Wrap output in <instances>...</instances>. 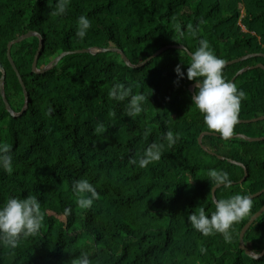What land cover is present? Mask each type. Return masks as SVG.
<instances>
[{
  "label": "trees",
  "instance_id": "1",
  "mask_svg": "<svg viewBox=\"0 0 264 264\" xmlns=\"http://www.w3.org/2000/svg\"><path fill=\"white\" fill-rule=\"evenodd\" d=\"M55 8L56 0H0V68L15 113L24 93L7 44L29 31L43 42L38 69L62 52L87 48H116L138 65L166 45L194 52L201 40L226 62L264 55V0H68L61 16ZM81 15L91 20L83 39L76 36ZM38 45L31 37L11 48L28 107L13 117L0 95V145H10L13 155L12 171L0 168V207L10 197L36 195L44 219L40 232L22 237L15 248L0 242V264H75L85 252L91 264H264V256L253 259L238 248L239 233L264 205V193L233 225L230 241L220 233L201 234L187 219L201 207L209 215L215 210L209 169L227 171L232 181L216 189V199L264 188V141L207 135L202 145L214 155L201 148V133L221 134L206 125L192 101L189 86L196 82L186 76L175 82L176 65L186 71L191 62L185 50L168 49L137 68L126 66L117 52L72 53L36 74ZM257 64L264 65L263 56L224 66L223 75L230 81ZM117 81L146 97L141 113L129 116L128 100L109 95ZM233 83L246 94L238 120L264 116V70H248ZM169 131L175 144H168ZM233 134L263 137L264 121L237 122ZM153 142L164 144L163 155L142 168L139 159ZM78 179L98 192L91 208L77 202ZM244 245L263 251L264 213L246 231Z\"/></svg>",
  "mask_w": 264,
  "mask_h": 264
},
{
  "label": "clouds",
  "instance_id": "2",
  "mask_svg": "<svg viewBox=\"0 0 264 264\" xmlns=\"http://www.w3.org/2000/svg\"><path fill=\"white\" fill-rule=\"evenodd\" d=\"M68 0H56V8L53 14L61 16L66 13ZM91 27V20L87 15L78 18L76 36L80 39L86 37ZM191 62L186 71L182 64L176 65L174 72L177 74V81L186 78L195 81L196 91L192 97L196 107L204 114L206 125L220 133L224 138H231L234 133V126L238 122L241 100L245 92L238 89L237 85L225 79L223 69L226 61L218 57L210 49L207 41L201 40L199 47L190 53ZM198 90V91H197ZM109 95L117 100H128L127 113L134 116L144 110L146 97L143 94H133L132 85L122 82H115ZM148 99V97H147ZM169 145L176 143V136L169 131L166 135ZM163 143H151L145 149L139 159L140 167H147L150 163L158 161L163 155ZM133 163L137 161L133 160ZM0 168L11 172L13 168V155L11 146L0 145ZM208 176L215 186H230L232 181L229 173L223 169H209ZM73 191L78 196V204L82 208H91L94 198L98 192L94 185L87 179H78L73 182ZM253 200L250 195L237 193L228 198L217 199L215 210L207 214L201 207L197 212L188 214V221L201 234L208 236L220 233L226 240L232 239L231 229L233 225L251 213ZM69 208L65 209L70 214ZM41 215V203L36 195L26 198L10 197L0 207V242L15 248L22 237H28L40 232L43 222ZM260 253L257 252V255ZM75 264H91L90 256L83 253Z\"/></svg>",
  "mask_w": 264,
  "mask_h": 264
},
{
  "label": "water",
  "instance_id": "3",
  "mask_svg": "<svg viewBox=\"0 0 264 264\" xmlns=\"http://www.w3.org/2000/svg\"><path fill=\"white\" fill-rule=\"evenodd\" d=\"M31 37H37L39 39V45H38V49H37V52L34 56V59H33V62H32V72L33 73H36V74H43L45 72H47L48 70L52 69L64 56L66 55H69V54H74V53H87V54H96V53H99V52H109V51H112V52H117L121 55L124 63L126 66L130 67V68H137V67H141L143 66L145 63H147L148 61L152 60L153 58L157 57L158 55L162 54L164 51L168 50V49H182V50H185L188 55L191 57L190 55V52L183 46V45H166V46H163L162 48H160L158 51H156L155 53H153L151 56H149L146 60H144L142 63L138 64V65H134L132 64L129 59L124 55V53L119 50V49H116V48H105V49H96V48H87V49H83V50H74V51H68V52H62L61 54H59L58 56H56L53 60H51L48 64H46L43 68L41 69H38L37 68V60H38V56H39V53H40V50H41V47H42V38L41 36L34 32V31H29L28 33L26 34H23L19 37H17L16 39L8 42L7 44V58H8V61L12 67V69L14 70L18 80H19V83L21 84V87H22V90H23V93H24V105H23V108L22 110L19 112V113H15L10 105L8 104L7 102V99H6V96H5V92H4V80H5V70L3 68H0V72H1V77H0V95H1V98L3 100V103L5 105V109L6 111L13 117H17L19 115H21L28 107V94L26 92V87L25 85L23 84V81L20 77V74L19 72L17 71L16 69V66L11 58V48L14 44H17V43H20L26 39H29ZM253 56H263V54H248V55H245V56H242V57H239L237 59H234V60H231L229 62H226L225 63V66L227 65H231V64H237V63H240L246 59H249L250 57H253ZM255 68H261L264 70V65L263 64H257L255 66H249V67H244L242 68L241 70H239L235 76L230 80L231 82H234L235 78L239 75H241L242 73L248 71V70H252V69H255ZM195 84H191L189 86V91L191 92L192 96L195 94L194 93V89L196 88L195 87ZM257 121H264V116H261V117H258V118H254V119H250V120H238V123H252V122H257ZM207 135H214V136H219V137H222L224 138L222 135H217V134H214V133H210V132H203L199 135L198 137V144L201 146V148L208 152L209 154H212L214 155V153L208 151L203 145H202V137L203 136H207ZM226 139V138H225ZM227 139H242V140H245L247 142H259V141H264V136L263 137H248L246 135H243V134H233L231 138H227ZM220 160H225L226 158L222 157V156H217ZM229 163H233V164H236L238 166H241V167H244L241 163H238L236 161H233L231 159H226ZM245 171V169H244ZM246 176H247V173L246 171L244 172V176L243 178L239 181V183H242L245 179H246ZM220 186H214L212 189H211V196H212V200L213 202L215 203V201L217 200L216 199V196H215V191L217 188H219ZM262 193H264V188L261 189L260 191L250 195L251 198H255V197H258L259 195H261ZM264 213V205L256 212L254 213L250 218L249 220L246 222V224L243 226V228L241 229L240 233H239V246L238 248L240 250H243L245 252V254L250 257V258H253V259H259L261 258L262 256H264V249L263 251L257 255V253L251 251L250 249L246 248L245 245H244V235L246 233V231L249 229V227L254 223V221L259 218L262 214Z\"/></svg>",
  "mask_w": 264,
  "mask_h": 264
}]
</instances>
